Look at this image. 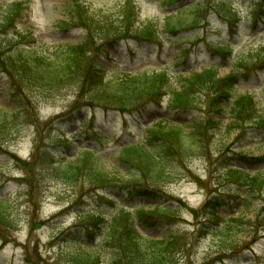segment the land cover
<instances>
[{
  "label": "rangeland",
  "instance_id": "374dc122",
  "mask_svg": "<svg viewBox=\"0 0 264 264\" xmlns=\"http://www.w3.org/2000/svg\"><path fill=\"white\" fill-rule=\"evenodd\" d=\"M19 1L23 4L18 12L0 28L1 107L9 106V93L17 92L16 85L23 81L12 67L11 51L26 48L52 58L61 47L81 44L86 38L90 39V32L82 23L85 18L90 19L91 23L100 20L98 26H102L105 23L102 19L108 16L116 24L123 11L131 16L130 23L134 27L143 28L155 23L164 33L165 17L174 14L177 9L176 5L170 7L168 0H133L134 6H124L125 0H0V23L4 20L3 11L8 10L7 6ZM224 2L244 20L238 37L232 40L234 52L227 64L212 51L214 45L229 40L225 18L213 11L215 5ZM187 3L203 6L205 15H200V19H203L201 28L182 32L175 38H170V34L161 35L156 43L162 44L161 40L165 36L163 49L141 41L112 42L107 44V50L114 61L111 63L98 57L96 47L88 54L98 59L101 68L112 70L106 73L108 78L114 73L167 71L172 77L171 89L179 91L191 71L200 72L212 67L218 70L220 77H225L237 57L251 47L264 44V0H189ZM80 9L85 13L82 14ZM221 11L225 15L226 11L228 13L225 8H221ZM256 15L261 22L255 29H250L249 23ZM65 23L71 24L70 27L66 28ZM114 30L115 27L111 29ZM94 36L99 43V37ZM188 49L190 52L187 57L179 53ZM3 62H6L10 72H14V77L10 73L13 79L4 73ZM23 85L25 88L23 93L20 91V99L29 116L18 120L20 136L17 140L6 142L8 138L16 137L14 129L10 130L6 140L0 138V199H10L19 227L18 231L7 234L9 244L0 249V264H72L71 254L79 249L75 238L85 228L87 221L92 219L89 216L87 220H79V213H101L104 221L110 222L121 207L114 206L109 199H99L98 196L81 201L83 195L78 185L56 178L47 169L42 172L33 163L38 158L37 148L41 151L57 145L54 136L58 131L65 133L69 130L62 125L65 113L75 105L86 102L85 95L79 97V86H61L55 90L52 98L45 99L43 90L34 84ZM236 85L238 91L251 89L257 101L264 106V73L259 77L252 76L248 81L241 80L240 84L238 81ZM169 100L167 96L161 108L167 114ZM75 101L78 103L75 104ZM193 109L189 115L173 113L169 117L159 112L148 118L147 124L151 126L153 117L155 121L167 116L172 122L182 125L186 133L194 132L198 127L200 132H197L196 140L201 149L196 150L197 153L187 161L175 163L178 166V179L155 186L162 194V202L166 205L164 207L175 204L178 212L174 215L155 214V218L150 219L148 224L143 228L140 226L139 232L158 240H165L172 234L178 235L180 241L173 264H264V192H258L251 198L247 197L246 191L239 195L235 184L224 177V168L229 163L246 165V169L253 174L257 171L264 173V167H257V170L256 166L249 162L246 164L240 158L241 155L254 159L264 158V130L253 131L252 126H248L245 132L241 131L242 135L240 132L229 133L228 114L220 116L214 113L215 108L208 105L206 95L196 100ZM84 117L86 119L85 114L82 119ZM214 121L217 124L211 123ZM105 128L125 136L119 131L121 121L117 116L110 119V125ZM138 134L140 137L147 136L143 130ZM110 146L115 150L104 157L103 161L108 172L119 164V146ZM75 156L64 157L72 161ZM55 160L60 161V158L56 157ZM24 162L32 164L34 168L26 169ZM28 186L32 188L31 194L27 190ZM214 195L226 205L222 214L210 218L215 223L223 227L230 219L241 218L253 222L250 232L247 230L239 233L234 230L237 234L233 237L232 245L242 254L240 257L221 254L223 244L217 234L207 231L199 235L198 229L205 219L202 208ZM158 204L156 202L154 205ZM145 210L153 211L154 207L147 205ZM232 226L235 229L237 227L234 224ZM245 228L249 229L247 226ZM108 232V229L97 231L94 238L85 237L88 243H82L86 245L83 253L94 257L93 264H145L133 261L128 255L123 256L120 252L122 236L117 239L111 236L108 238Z\"/></svg>",
  "mask_w": 264,
  "mask_h": 264
},
{
  "label": "trees",
  "instance_id": "16d2710c",
  "mask_svg": "<svg viewBox=\"0 0 264 264\" xmlns=\"http://www.w3.org/2000/svg\"><path fill=\"white\" fill-rule=\"evenodd\" d=\"M188 1H169L170 5H176L177 9L174 14L165 18L164 33L157 28L158 25L155 26L153 23L143 28L134 27L130 23L131 16L123 11L116 21L117 25L107 17L102 19L105 21L102 26H98L100 20H94L95 23H91L90 19L85 18L83 25L90 32V39L86 38L85 42L79 45L61 47L52 58L26 48L17 49L15 52L11 51L12 67L23 79L22 83L20 81L16 85L17 91L24 92V83L28 86L34 84L43 90L46 95L45 99H50L56 92L55 90L61 86L69 87L76 84L79 86V97L85 95L86 98V102L79 106L75 105L68 118L65 119V125L74 126L73 136L66 137L60 133L57 134L54 137V143L57 145L41 151L37 148L38 158L33 163L37 168H41L42 172L47 169L56 178L78 185L83 195L80 198L81 201L86 197L98 195L102 199H111L116 206L121 207V210L110 222H105L102 219V214L80 213L79 220H87L89 216L93 218L87 221L85 228H82L75 238L79 249L71 254L70 262L72 264H93L94 257L83 253L86 245L84 246L82 243L87 241L85 237L91 236L92 239L97 231L102 232L104 229L109 231L108 238L111 236L112 239H117L118 236H122L120 252L123 256L128 255L132 257L133 261L137 260L145 264H173L175 251L180 241L178 235L172 234L165 240H158L139 232L140 228L148 224L150 219L155 218V214L174 215L178 212L174 205L164 207L162 194L155 186L172 183L178 179V166L176 167L175 163L187 161L197 153L196 150L201 149L196 140L197 132H200V129L197 127L194 132L186 133L182 125L169 119L172 113L189 115L194 110L196 100L206 95L208 105L215 108L214 113L221 116L228 114L229 133L240 132L241 134V131L245 132L248 126H252L253 131L264 130V106L257 101L251 89L238 91L236 85V81H239L240 84L241 80L248 81L252 76L259 77L264 73V45L252 47L237 57L230 74L226 77H220L214 69L192 72L189 77L184 79V87L179 91L171 89V77L165 71L125 74L115 79H107L99 67L98 59L94 58L92 54H88L91 49L96 47L98 57L108 58L106 46L112 42L139 39L147 43H156L159 41L161 33L176 37L182 32L199 30L203 22V19H200V15L204 14L203 6L198 3L189 4ZM21 6L22 3H12L7 6L8 10L3 11L5 17L0 23V28L10 21ZM224 6L228 7L226 15L222 11L220 12ZM213 11L225 18L229 29V40L214 45L212 51L227 62L232 56V40H235L239 35L242 18L237 12L229 9V4L226 2L215 5ZM80 12L85 13L81 9ZM260 22L261 20L256 15L254 20L249 23L250 29H255ZM114 27L116 30L111 31ZM94 35L99 37V43ZM92 37L94 41H92ZM188 52L189 50H182L179 53L183 55ZM2 64L4 72L13 79L14 72H10L6 62ZM167 96H170L169 117L165 116L154 121L151 127L148 126L146 128L147 136L142 142L122 145L118 157L119 165L115 166L112 171H106L103 156L94 150L97 146L113 142L115 137L111 138L101 128L92 127L91 132H86L85 136L87 145L94 147H77L81 141L74 138L82 135L87 128L94 124L96 119L95 113L90 119V123L79 121L77 116L83 107L99 108L106 112V116L109 115L112 120L116 113L122 116L129 114L133 122L127 118L123 119L124 128L127 131L130 124L134 122L140 123L141 120L159 112L165 115L160 106ZM20 97L18 93H14L8 99L11 106L0 107V138L6 140L10 130L13 129L17 134L15 138H8L6 142H12L19 138L18 120L21 117L29 116L24 110ZM76 103L78 102L75 101ZM103 123L105 122L103 121ZM67 152L75 154L77 152L75 159L70 161L62 157ZM56 157H59L60 161H56ZM241 158L246 164L249 162L256 168L264 167V158L254 159L244 155H241ZM240 166L229 163L224 168L225 179H229L232 184H235L239 195L246 191L247 197L251 198L258 192H264V173L257 171V174H253L252 171L246 169V165ZM24 167L29 170L34 168L32 164L26 162H24ZM257 170L259 169L257 168ZM31 189L28 186L29 194H31ZM143 202L151 204L159 202L160 204L154 207V211H147L142 205ZM225 207L226 205L221 203L219 197L207 200L202 208L205 219L198 229L199 235L207 231L217 234L223 244L221 254L229 253L231 257H240L242 254L232 245L233 237L237 234L234 230L239 233L247 230L250 232L253 222L242 218L230 219L231 221L222 227L210 219L212 216L217 217L218 213L222 214ZM15 216L10 199H0L2 247L9 243L7 234L18 231L19 227ZM258 219L260 220L261 217ZM138 220H140L139 224ZM233 224L237 226L236 229L232 226Z\"/></svg>",
  "mask_w": 264,
  "mask_h": 264
}]
</instances>
